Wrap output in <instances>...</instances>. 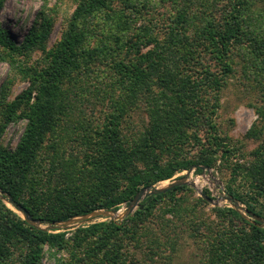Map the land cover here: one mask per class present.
Returning a JSON list of instances; mask_svg holds the SVG:
<instances>
[{
  "label": "trees",
  "instance_id": "obj_1",
  "mask_svg": "<svg viewBox=\"0 0 264 264\" xmlns=\"http://www.w3.org/2000/svg\"><path fill=\"white\" fill-rule=\"evenodd\" d=\"M6 1L0 0V11ZM166 1L175 8L168 19L154 15L157 0H119L116 6L115 0H79L68 30L46 51V67L31 75L27 90L8 101L9 87L1 85L0 188L32 218L49 224L96 209L116 210L144 187L218 161L232 167L228 193L264 218V102L246 134L262 138L248 163L233 161L244 156L243 144L222 135L215 121L221 91L234 71V52L243 50L244 59L264 72V0H228L223 6L200 0L199 12L192 9L197 0ZM150 11L155 19L149 26L142 19ZM138 20L144 22L137 26ZM47 34L33 27L20 46L0 22V47L13 58ZM95 64L106 68L97 77L100 94L109 92L110 109L101 125L84 127L75 138L80 143L70 146L67 128L76 118L70 96L73 89H85ZM136 106H143L147 123L126 135ZM21 118L27 124L17 147H5L3 133ZM239 178L242 190L234 184ZM203 192L211 197L208 189ZM192 193L193 187L180 185L149 195L122 223L94 222L71 236L29 223L0 197V264H42L46 247L65 253L60 264H134L138 260L129 258L127 244L137 247L149 236L150 257L167 249L174 254L177 236L185 232L200 241L201 264H264V227L258 221L234 207H214L217 219H210L201 209L208 201ZM156 220L164 234L156 232Z\"/></svg>",
  "mask_w": 264,
  "mask_h": 264
},
{
  "label": "rangeland",
  "instance_id": "obj_2",
  "mask_svg": "<svg viewBox=\"0 0 264 264\" xmlns=\"http://www.w3.org/2000/svg\"><path fill=\"white\" fill-rule=\"evenodd\" d=\"M197 1V4L193 6L192 9L199 12L200 0ZM203 1L213 3L215 6H223L228 0ZM157 2L158 4L156 11H154V15L158 16L159 19L166 15L165 18L168 19V15L171 11L174 12L175 8L172 7L171 2L166 0H157ZM78 3L79 0L6 1L4 8L0 11V22L4 28L10 31L18 45L21 46L25 36L33 27L38 29L39 32H44V30L48 32L47 37L43 42L39 40L37 46L26 49L23 53H15L12 55L13 58H10L9 54L4 52V49L0 47V55L3 57V59H0V89L1 85H7L9 87L7 93L8 101L15 100L27 90L32 81L30 78L31 75L40 73L41 70L46 67L48 61L46 51L54 48L63 38L68 30L69 22ZM117 3H119V0H115V6ZM118 7L121 8V4H119ZM144 18L145 19L142 20H145L146 25L150 26V20H152V18L155 19V16H153L150 11L148 14L145 13ZM142 20H138L136 25L139 26L142 24L144 22ZM196 23H200V20H197ZM257 23L263 24V20H260V16ZM162 26H164L163 23ZM242 54L243 50L241 52L238 49L233 54L234 60L232 66L234 71L227 76L228 81L221 91L220 104L215 115V121L221 134L224 136L228 135L232 139L238 140V143L241 142L243 144L244 156H240V158L235 157L233 159L234 162L238 160L240 164L248 163L247 161L254 158L252 151L256 149L261 142L262 138H249L246 134L258 117L255 108L261 106L264 102V78L261 74L264 72H262L261 68H259V70L256 69L255 64H252L251 62L248 63ZM260 60L261 57L256 59L258 62H260ZM91 69L92 74L90 75V78H88L89 81L87 84H85V89L81 90L77 88L75 90L69 84V87L73 89L70 97L75 100V102L72 100L75 109L71 114L73 117L76 116L67 128V138L71 139L69 140L70 146H76L80 143L76 141L75 138L82 135L84 127L91 128L94 124L101 125L105 119L107 111L110 109L111 98L109 97V92H106L107 88L105 89L104 87L105 91L100 94L99 83L101 81V76L97 77V74L102 73V70L106 68L103 65L95 64ZM100 88L102 87L100 86ZM74 91H76V95ZM105 93L107 96H105ZM103 96L105 98H103ZM93 103H96V106H94ZM137 104L139 106V103ZM141 105L144 104L140 103V106ZM138 106L132 111L130 125L127 124L125 126L124 131L126 132V135L131 133L132 126H135V128L139 130L142 129V125L147 123V114L142 108L143 106L140 108ZM78 109L79 112L81 110L82 113H77L76 111H78ZM89 116H92L91 118L93 119L88 120ZM92 120L96 121V123ZM81 122L83 124H80ZM26 124V118L11 122L1 137L2 144L7 148L15 149L24 132ZM202 135L205 139L206 134L202 133ZM193 151H196V149ZM200 166L202 169L201 172L196 171L198 165H192L189 169L176 173L171 179L160 181L155 185L163 187L173 182L175 179L184 177L188 174V180L195 182V186L189 185L194 188L192 196H201L206 199L209 204L201 209L204 210L210 219L216 220L217 216L213 211L214 207H234V202L229 199L230 194L226 189L227 183L231 181L232 167L230 166L227 168L226 165L222 166L221 161H218L216 167ZM192 167L193 169L191 170ZM234 184L236 187H240L241 190L244 189V187H242L243 180L241 178L234 181ZM204 189L210 191L211 197H208L203 192ZM180 194L181 193L178 195ZM192 196L190 195V197ZM144 199L140 200L135 210ZM237 201L239 202V205L247 208L246 204L242 203L240 200ZM129 204H124L120 206L119 209H116L114 217L100 215L86 221L75 223L71 226L63 227L60 230H68V236H71L77 227L89 225L94 222L113 219L122 223L127 216L124 217L123 220H120L118 216L126 210V207ZM8 206L14 209L11 205ZM18 213L20 214V212ZM242 213L251 222H255L250 213H246L245 211ZM166 217L174 218L170 213H168ZM153 225L158 234H164L162 231L165 229L162 227V223L159 224V221L157 222L156 220V223ZM156 232L154 231V233ZM172 236L176 235L172 233ZM151 237H153V235ZM164 237L165 236L163 235V238ZM177 237L180 239V244L174 254L167 249L163 256L154 254L153 257H150L151 251H153L148 247L151 238L146 236L141 239V243L137 247L134 244H127L129 258L133 261L138 260V263L134 264H201L203 250L200 248V241L193 238L189 232L178 234ZM168 255H170V257H168ZM62 256H65L64 252L53 254L49 247H46L42 264H60L59 259Z\"/></svg>",
  "mask_w": 264,
  "mask_h": 264
},
{
  "label": "water",
  "instance_id": "obj_3",
  "mask_svg": "<svg viewBox=\"0 0 264 264\" xmlns=\"http://www.w3.org/2000/svg\"><path fill=\"white\" fill-rule=\"evenodd\" d=\"M193 169V167L191 168V170ZM180 185H192L195 186V182L194 181H189L188 180V174L185 175L184 177L175 179L173 182L169 183L166 186L160 187V186H156L151 185V186H147L142 188L137 194L136 196L133 198V200L130 202V204L126 207V210L123 211L121 214H119V219L123 220L124 217L130 215L131 213L134 212L135 208L137 207L138 203L140 202L141 199H144L145 197L149 196V195H157L160 193H165L177 186ZM4 192H2L1 188H0V197L1 199H3L8 205H11L12 207H14L15 210H17V212H20V214L22 215V217L24 219H26L29 223L42 228V229H46V230H50V229H62L63 227H67V226H71L75 223H79L82 221H86L88 219H91L93 217H97L100 215L103 216H115V210H107V209H96L93 210L89 213L86 214H82V215H77V216H73L69 219L66 220H61V221H55L54 223H49V224H45L40 220H36L34 218L31 217V215L29 214V211L26 210L23 206L19 205L10 194L8 193H4L6 196H4L3 194ZM229 199L231 201L234 202V207L236 209H238L239 211L243 212L245 211L246 213H250V215L252 216L254 221H258V225L260 226H264V218L257 216L256 214L249 212L248 209L242 205H239V202L235 199H233V197L230 195Z\"/></svg>",
  "mask_w": 264,
  "mask_h": 264
}]
</instances>
